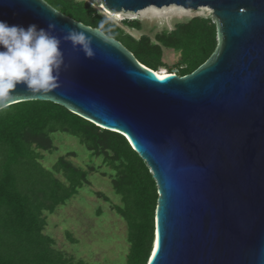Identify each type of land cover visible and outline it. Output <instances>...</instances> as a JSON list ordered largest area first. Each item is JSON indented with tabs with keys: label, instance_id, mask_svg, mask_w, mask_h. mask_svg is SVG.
<instances>
[{
	"label": "water",
	"instance_id": "water-1",
	"mask_svg": "<svg viewBox=\"0 0 264 264\" xmlns=\"http://www.w3.org/2000/svg\"><path fill=\"white\" fill-rule=\"evenodd\" d=\"M101 2L113 12L208 7L217 46L191 73L160 79L121 42L45 0H0V20L54 23L59 37L84 31L94 51L62 41L59 86L34 96L18 84L17 102L59 104L127 139L157 187L146 264H264V0Z\"/></svg>",
	"mask_w": 264,
	"mask_h": 264
},
{
	"label": "trees",
	"instance_id": "trees-1",
	"mask_svg": "<svg viewBox=\"0 0 264 264\" xmlns=\"http://www.w3.org/2000/svg\"><path fill=\"white\" fill-rule=\"evenodd\" d=\"M45 1L84 25L99 28L104 21L101 30L107 36L121 42L141 64L161 74L164 72L157 68L163 65L162 48L180 52V65L184 67L178 75L183 76L204 63L217 46L212 19L195 17L176 23L172 30L156 34L154 43L145 34L136 39L124 33L85 1ZM122 24L140 29L137 21L123 20ZM54 132L75 136L92 154L102 155L103 162L116 172L112 188L121 196L123 206L115 209L127 223L130 244L126 264H146L158 197L149 168L123 135L42 100L16 102L0 112V264H85L67 259L52 246L53 239L43 233V212L52 213L87 181V171L64 157L51 169L42 166L39 150H51L50 134Z\"/></svg>",
	"mask_w": 264,
	"mask_h": 264
},
{
	"label": "rangeland",
	"instance_id": "rangeland-1",
	"mask_svg": "<svg viewBox=\"0 0 264 264\" xmlns=\"http://www.w3.org/2000/svg\"><path fill=\"white\" fill-rule=\"evenodd\" d=\"M76 1L90 4L101 16L120 26L124 33L136 39L145 34L154 43L156 34L172 30L176 23L195 17L214 20L208 7L193 10L176 5L162 8L150 6L137 12H113L104 9L101 0ZM123 20L137 21L140 29L124 26ZM162 62L157 70L164 73L178 75L180 68L184 67L180 65V52L171 48H162ZM50 137L51 150H39L42 166L51 169L60 157H64L74 166L87 171V181L63 204L56 206L52 213L43 212L46 221L43 233L53 239L54 248L73 262L126 264L130 244L127 223L115 209L116 206H123L121 196L112 188L116 172L103 162L102 155L92 154L75 136L54 132ZM56 176L65 181L61 174Z\"/></svg>",
	"mask_w": 264,
	"mask_h": 264
},
{
	"label": "clouds",
	"instance_id": "clouds-1",
	"mask_svg": "<svg viewBox=\"0 0 264 264\" xmlns=\"http://www.w3.org/2000/svg\"><path fill=\"white\" fill-rule=\"evenodd\" d=\"M101 22L97 31L104 28ZM54 23L39 28L30 24L27 28L0 20V112L18 101L19 94L14 90L23 84L26 91L46 95L59 86V76L64 64L60 48L62 41H70L74 48L92 57L94 51L91 39L84 31L67 29L62 37L54 35Z\"/></svg>",
	"mask_w": 264,
	"mask_h": 264
},
{
	"label": "bare ground",
	"instance_id": "bare-ground-1",
	"mask_svg": "<svg viewBox=\"0 0 264 264\" xmlns=\"http://www.w3.org/2000/svg\"><path fill=\"white\" fill-rule=\"evenodd\" d=\"M167 7H168V6H167ZM172 7H175V6H172ZM104 9H106V8L104 7ZM107 10H108V9H107ZM107 10H106V11H107ZM148 69H149V68H148ZM150 70H151V69H150ZM152 73H153L154 75H156V76H159V77H161V76H165V74H166V73H162V74H161V73H159V72H157V71H153Z\"/></svg>",
	"mask_w": 264,
	"mask_h": 264
},
{
	"label": "snow or ice",
	"instance_id": "snow-or-ice-1",
	"mask_svg": "<svg viewBox=\"0 0 264 264\" xmlns=\"http://www.w3.org/2000/svg\"><path fill=\"white\" fill-rule=\"evenodd\" d=\"M160 79H164V77H163V76H161V77H160Z\"/></svg>",
	"mask_w": 264,
	"mask_h": 264
}]
</instances>
